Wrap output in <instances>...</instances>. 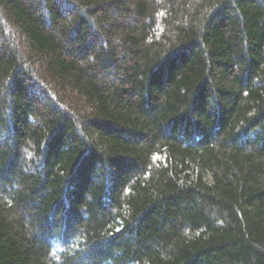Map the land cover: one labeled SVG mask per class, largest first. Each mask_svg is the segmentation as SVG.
<instances>
[{"label":"trees","instance_id":"1","mask_svg":"<svg viewBox=\"0 0 264 264\" xmlns=\"http://www.w3.org/2000/svg\"><path fill=\"white\" fill-rule=\"evenodd\" d=\"M0 264H264V0H0Z\"/></svg>","mask_w":264,"mask_h":264}]
</instances>
